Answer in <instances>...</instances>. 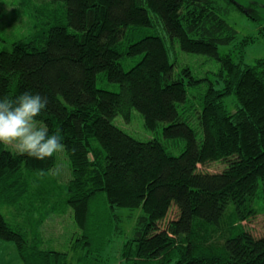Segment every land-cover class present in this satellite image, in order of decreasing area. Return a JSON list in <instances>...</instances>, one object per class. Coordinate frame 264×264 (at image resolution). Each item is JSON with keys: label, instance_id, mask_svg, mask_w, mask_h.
Wrapping results in <instances>:
<instances>
[{"label": "trees", "instance_id": "trees-1", "mask_svg": "<svg viewBox=\"0 0 264 264\" xmlns=\"http://www.w3.org/2000/svg\"><path fill=\"white\" fill-rule=\"evenodd\" d=\"M45 1H63L62 16ZM27 8L31 28L0 49V95L30 90L47 98L39 119L63 137L72 175L62 187L82 229L78 242L91 244L89 205L104 192L111 207L143 210L120 264H152L173 250L170 264H264V234L243 223L264 210V56L248 64L219 52L221 44L245 50L255 40H237L225 19L230 8L244 7L232 0H35ZM156 24L181 50L218 60L220 85L208 80L190 101L187 87L202 79L189 66L174 74L163 36L148 33ZM99 73L118 89L99 87ZM132 108L156 135L139 139L113 121L129 120ZM179 139L174 154L168 145ZM214 162L223 167L202 168ZM54 164L55 153L38 160L0 145V205L25 215L10 221L0 208V239L15 243L23 264H71L65 252L41 244V223L64 211L49 194L57 181H45Z\"/></svg>", "mask_w": 264, "mask_h": 264}, {"label": "rangeland", "instance_id": "rangeland-1", "mask_svg": "<svg viewBox=\"0 0 264 264\" xmlns=\"http://www.w3.org/2000/svg\"><path fill=\"white\" fill-rule=\"evenodd\" d=\"M25 1V2H24ZM35 0H0V49L9 48L10 43L15 40L21 34H25L32 26V20L29 16V4ZM38 2V1H36ZM233 5L236 3L241 4L245 10L237 8H230L229 12L225 15L227 22L236 29L237 40H241L244 37L254 36L255 40L245 46V50H241L237 46L236 42L229 44L219 45V52H232L233 59H242L244 63L252 64L255 58L264 56V0H232ZM39 3V2H38ZM41 4V3H39ZM43 5V4H41ZM45 6L54 7L56 15L61 17L65 7L63 1H55L48 3L44 2ZM25 8H24V7ZM44 24V23H42ZM148 33L162 35L167 48L168 57L173 62L174 74L181 71L183 66H189L192 74L201 78L198 83L189 85L188 98L190 101L197 100V93L206 87L208 80L212 81L215 86L220 85L221 77L218 74L220 68V62L213 57L201 53L186 52L179 48L176 42H172L167 36L164 29L156 24L148 28ZM122 61L124 68H128L133 61ZM188 78V76H185ZM97 85L110 90H117L118 83L108 80L103 74L97 75ZM225 104L229 110L235 107L234 96L226 97ZM196 113L192 114L190 124L195 125ZM113 121L121 127L124 131L139 139H149L156 135L154 131H150L144 127L143 119L138 110L132 108L129 120L123 119L121 115H116ZM194 122V124H193ZM183 139L175 142L173 145H168V149L178 154L183 146ZM223 167V163L214 162L204 165L209 171H218ZM54 175V179L59 185L54 187L50 192V196L54 200L55 198H61L64 191V184L68 182L71 177V168L69 160L64 151V148L55 153V164L51 170ZM63 188V189H62ZM262 204V203H261ZM90 207V214L88 220V228L90 229L91 244L88 247L81 248L77 242H75L74 257L72 264H120V258L118 253L123 244L128 241L134 235L137 220L143 210L141 207H123L114 206L111 207L107 201L104 192H100L97 197L92 200ZM3 212L7 211V207L0 205ZM61 211H55L57 213ZM64 212V211H62ZM48 214L47 217L50 215ZM37 211L33 213V216H37ZM10 221L17 219L16 215L11 213L7 215ZM36 222V221H35ZM244 226L253 235L260 236L264 234V210L261 209L260 214L252 217L251 220L243 221ZM54 226V229L62 231L60 239H65L72 229L75 230L74 240L78 241L81 238V228L71 225L68 217L51 218L46 223V231L50 234V227ZM46 236L52 237L50 234ZM64 238H63V237ZM72 237V236H71ZM178 258V252L173 250L168 253L166 258L160 260H152V264H170L175 262Z\"/></svg>", "mask_w": 264, "mask_h": 264}, {"label": "clouds", "instance_id": "clouds-1", "mask_svg": "<svg viewBox=\"0 0 264 264\" xmlns=\"http://www.w3.org/2000/svg\"><path fill=\"white\" fill-rule=\"evenodd\" d=\"M47 98L25 90L0 95V145H10L20 156L43 160L63 148L59 130L52 133L39 117Z\"/></svg>", "mask_w": 264, "mask_h": 264}, {"label": "crops", "instance_id": "crops-1", "mask_svg": "<svg viewBox=\"0 0 264 264\" xmlns=\"http://www.w3.org/2000/svg\"><path fill=\"white\" fill-rule=\"evenodd\" d=\"M50 176L54 177V175L52 173H50V175L47 176L45 179L46 182L50 181V178H51ZM39 186L41 187V185H39ZM43 186H45V185L43 184ZM66 197H67L66 193H63L62 197L59 198V203H61L60 208L64 209V212L52 213L48 217H46L40 225V234H41V238H42V242H41L42 247L51 248V249H55V250L65 252L68 261L72 264V259L74 257L75 251L77 249V246L75 247V242H77L81 248L83 247L82 243L74 240V236L76 233L75 230L72 229V233L69 234L72 237L68 236L65 239H60V237H61L60 234L62 233V231L56 230V229H54V226H51L49 232H50V234H53V235H51L52 237L46 236V234H48L46 231V223L51 218H61L62 219L63 217H68L70 219L71 225L74 226V219L72 216V210L66 204ZM12 211L17 217V219L14 221H16V222L24 221L25 215L23 212L17 213L13 209H11V207L10 208L7 207V211H6L7 215H11ZM26 218H27V220L30 219L29 216L28 217L26 216ZM50 234H48V235H50ZM118 257L120 258L119 260L122 261L121 248L119 250ZM0 264H23V262L19 256L17 247L13 241L0 239Z\"/></svg>", "mask_w": 264, "mask_h": 264}, {"label": "flooded vegetation", "instance_id": "flooded-vegetation-1", "mask_svg": "<svg viewBox=\"0 0 264 264\" xmlns=\"http://www.w3.org/2000/svg\"><path fill=\"white\" fill-rule=\"evenodd\" d=\"M262 4H264V2Z\"/></svg>", "mask_w": 264, "mask_h": 264}]
</instances>
